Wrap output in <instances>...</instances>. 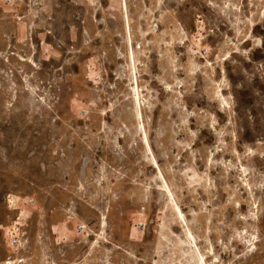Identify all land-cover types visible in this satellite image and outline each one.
<instances>
[{
  "label": "rangeland",
  "instance_id": "rangeland-1",
  "mask_svg": "<svg viewBox=\"0 0 264 264\" xmlns=\"http://www.w3.org/2000/svg\"><path fill=\"white\" fill-rule=\"evenodd\" d=\"M0 264H264V0H0Z\"/></svg>",
  "mask_w": 264,
  "mask_h": 264
},
{
  "label": "bare ground",
  "instance_id": "bare-ground-1",
  "mask_svg": "<svg viewBox=\"0 0 264 264\" xmlns=\"http://www.w3.org/2000/svg\"><path fill=\"white\" fill-rule=\"evenodd\" d=\"M125 5V4H124ZM133 57V56H132ZM133 59V58H132ZM138 89V88H137ZM139 95V94H138ZM163 176V175H162ZM165 180V179H164ZM166 181V180H165ZM165 191L168 193V195H170V196H172V194H171V190H170V188H169V186H168V184H167V182H165ZM172 198V197H171ZM173 199V198H172ZM174 201V200H173ZM177 209V208H176ZM178 210V209H177ZM178 212H179V214H180V216H182L183 217V214H182V212L180 211V210H178ZM5 234L7 235V233L5 232ZM203 260V259H202Z\"/></svg>",
  "mask_w": 264,
  "mask_h": 264
}]
</instances>
